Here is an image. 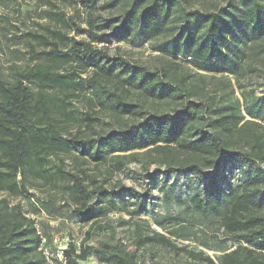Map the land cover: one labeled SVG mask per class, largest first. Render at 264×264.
<instances>
[{
	"label": "rangeland",
	"instance_id": "rangeland-1",
	"mask_svg": "<svg viewBox=\"0 0 264 264\" xmlns=\"http://www.w3.org/2000/svg\"><path fill=\"white\" fill-rule=\"evenodd\" d=\"M191 17L193 26L202 15L218 13L237 0H179ZM264 4V0H261ZM122 2L94 0L90 8L86 0H0V68L8 83H14L15 71L40 66L61 74L66 80L85 79L92 74L79 61L65 60L73 40L89 41L90 14L103 18L117 17L123 13ZM177 22V21H176ZM183 24L169 23L158 36H150L136 28L128 41L110 39L105 44H95L106 49L111 57H122L143 71L159 75L175 91L174 95L154 99L134 85L124 82V74L108 80L109 85L143 107L144 116L175 114L188 102L205 103L207 117L214 119L225 115L230 123L237 122L244 112L241 84L245 90L261 96L264 91V65L250 59L249 65L238 72L218 73L198 67L191 51L179 37ZM108 34V31H98ZM60 34V36H59ZM237 61L231 69L237 68ZM248 64V63H247ZM33 93L40 87L27 83ZM245 85V86H244ZM77 88V87H76ZM63 87L45 88L54 99L71 97L69 114L63 117L54 107L56 129L62 138L70 140L82 133L96 139L112 129L129 127L142 121L141 116H117L102 110L88 99V91ZM57 103V102H56ZM59 103V102H58ZM87 115L94 117L93 129L88 127ZM208 121V120H207ZM205 126L208 122L204 123ZM262 131L252 126L248 131ZM247 139V140H246ZM236 132L224 137L228 153L250 152L252 143ZM104 160H93L70 152L48 159L49 181L35 177L30 172L17 178L20 192L0 190V215L7 217L14 207H20L26 217L33 220L41 244L33 261L38 264H65L63 251L73 243L80 249L85 245L99 248L106 244L110 249L126 256L130 264H219L225 253L237 248L240 242L223 224L229 206L225 203L218 215L204 214L193 204L196 196L203 198V186L189 170L180 169L167 176L166 169L153 164L158 157L145 150L106 154ZM264 171V160L253 163ZM59 169L78 175L91 195L86 212H94L93 220L84 222L76 212L81 205L69 188V181L59 176ZM233 170V168H231ZM229 172L224 183L226 192L241 183V169ZM26 187V189H24ZM112 193L107 198L104 192ZM145 208L139 215L141 204ZM259 214L263 215V212ZM172 240L176 247L164 245L160 237ZM204 254L213 261L200 258ZM79 264H112L91 254Z\"/></svg>",
	"mask_w": 264,
	"mask_h": 264
},
{
	"label": "trees",
	"instance_id": "trees-1",
	"mask_svg": "<svg viewBox=\"0 0 264 264\" xmlns=\"http://www.w3.org/2000/svg\"><path fill=\"white\" fill-rule=\"evenodd\" d=\"M90 8L94 0H86ZM122 2L123 13L117 17L103 18L90 14L88 19L89 41L73 40L65 60L79 61L84 72L92 70L91 76L66 80L61 74L40 66L15 71L14 83H8L0 68V190L20 192L17 178L30 172L35 177L49 181L48 157L74 152L81 157L104 160L106 154L145 150L146 154L158 157L153 164L166 169L167 176L177 170H189L203 186V198L196 196L193 204L204 214L218 215L225 203L229 209L223 224L232 232L233 239L240 244L225 253L219 264H264V171L253 163L264 160V91L261 96L245 90L241 84L244 112L237 122L230 123L225 115L214 119L207 117L205 103L188 102L175 114L146 115L143 107L129 100L119 88L109 85L108 80L117 76L116 70L124 74V82L134 85L145 95L154 99L174 95L175 91L152 74L131 65L122 57H111L105 48L98 47L113 39L128 41L136 28L150 36L163 33L169 23L183 24L176 44L191 51L198 67L204 71L218 73L238 72L255 59L264 65V4L261 0H237L218 13L202 15L191 26V15L179 0H111V4ZM177 21V22H176ZM98 31H108L100 34ZM60 36V34H59ZM98 44V45H95ZM237 68L231 65L237 61ZM248 63V64H247ZM27 83L40 87L33 93ZM70 87L88 91V100L102 110L117 116H141L142 121L129 127L112 129L107 135L96 139L81 132L72 139L62 138L56 129L54 107L58 114L67 117L71 97L51 99L45 88ZM245 86V85H244ZM77 87V88H76ZM57 102V103H56ZM59 102V103H58ZM88 127L93 129L94 117L87 115ZM208 120V121H207ZM208 122L205 126L204 123ZM262 131H248L250 127ZM236 132L252 143L250 152L228 153L224 137ZM247 140V139H246ZM241 169V183L226 192L224 183L229 179L231 168ZM231 170V172L233 171ZM59 176L69 181V188L81 207L76 211L84 221L95 218L94 212H86L91 195L84 181L76 174L59 169ZM52 178V177H51ZM26 189V187H24ZM107 198L112 193L104 192ZM142 203L139 215L145 208ZM263 212V215L259 214ZM82 243L80 249L71 243L63 251L65 264H79L91 254L107 259L112 264H130L122 256L103 244L99 248ZM160 242L172 248L176 244L160 237ZM41 244L35 223L24 215L20 207H14L4 219L0 215V264H38L33 261ZM210 263V257L200 254Z\"/></svg>",
	"mask_w": 264,
	"mask_h": 264
}]
</instances>
